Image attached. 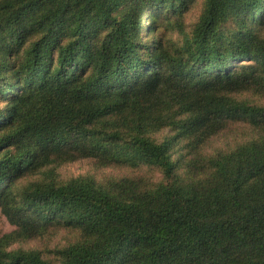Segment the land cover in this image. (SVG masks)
Wrapping results in <instances>:
<instances>
[{
	"label": "trees",
	"instance_id": "trees-1",
	"mask_svg": "<svg viewBox=\"0 0 264 264\" xmlns=\"http://www.w3.org/2000/svg\"><path fill=\"white\" fill-rule=\"evenodd\" d=\"M257 98L264 0H0V264H264Z\"/></svg>",
	"mask_w": 264,
	"mask_h": 264
},
{
	"label": "rangeland",
	"instance_id": "rangeland-1",
	"mask_svg": "<svg viewBox=\"0 0 264 264\" xmlns=\"http://www.w3.org/2000/svg\"><path fill=\"white\" fill-rule=\"evenodd\" d=\"M144 25L148 29L149 27V17L148 14L145 15L144 18ZM258 103L264 104V99H255ZM165 132H159L156 134V137L159 140H162V137ZM233 144V143H232ZM222 147H226L227 143H223L221 145ZM179 144L175 145L172 148V158L177 162L178 165H180V154H179ZM179 167V166H178ZM181 169V168H180ZM112 170L111 168H97L94 166V164L89 159H80L75 160L70 163H64L59 166H57L54 170V173L57 176V179L60 181H67L75 177L79 176H87L90 175L93 178L101 179L107 174H110ZM161 176L160 173H155V179L159 178ZM56 222V221H53ZM62 224L54 225L50 227V231L46 233L44 236L33 239V240H27L23 242H15L12 246L14 248L16 247H23V248H35L42 250L43 252H47V250L54 248L56 245L64 244L66 242V239L69 237L70 232L69 229L66 227H62ZM13 229H15V226L11 224L5 215H3L0 212V234L10 232Z\"/></svg>",
	"mask_w": 264,
	"mask_h": 264
}]
</instances>
